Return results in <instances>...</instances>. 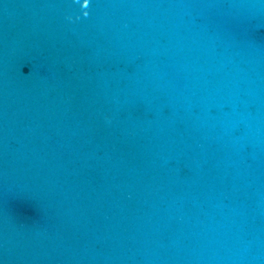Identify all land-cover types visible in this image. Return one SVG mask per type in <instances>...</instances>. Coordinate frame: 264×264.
<instances>
[{"label": "water", "instance_id": "95a60500", "mask_svg": "<svg viewBox=\"0 0 264 264\" xmlns=\"http://www.w3.org/2000/svg\"><path fill=\"white\" fill-rule=\"evenodd\" d=\"M82 3L0 0V264H264V0Z\"/></svg>", "mask_w": 264, "mask_h": 264}, {"label": "clouds", "instance_id": "9594fccd", "mask_svg": "<svg viewBox=\"0 0 264 264\" xmlns=\"http://www.w3.org/2000/svg\"><path fill=\"white\" fill-rule=\"evenodd\" d=\"M77 2H79V0H77ZM88 7H89V0H83V3L81 4V9L83 10L82 15L84 17H87L89 15L88 11H86V9H88ZM67 19H69L71 21L72 17L69 16V17H67ZM76 19H80V17L77 16Z\"/></svg>", "mask_w": 264, "mask_h": 264}]
</instances>
